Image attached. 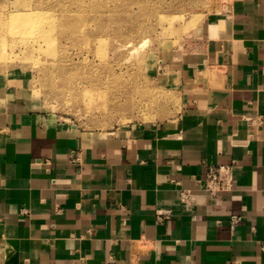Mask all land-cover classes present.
<instances>
[{
    "label": "crops",
    "instance_id": "0c3cea01",
    "mask_svg": "<svg viewBox=\"0 0 264 264\" xmlns=\"http://www.w3.org/2000/svg\"><path fill=\"white\" fill-rule=\"evenodd\" d=\"M219 36L208 65L160 59L176 114L105 133L0 62V264H264V0Z\"/></svg>",
    "mask_w": 264,
    "mask_h": 264
},
{
    "label": "rangeland",
    "instance_id": "374dc122",
    "mask_svg": "<svg viewBox=\"0 0 264 264\" xmlns=\"http://www.w3.org/2000/svg\"><path fill=\"white\" fill-rule=\"evenodd\" d=\"M242 1L11 0L0 9V62L25 77L48 112L84 129L105 133L169 118L181 101L167 88L172 76L160 59L175 50L177 63L208 65L222 40L207 36V25L217 18L221 32Z\"/></svg>",
    "mask_w": 264,
    "mask_h": 264
},
{
    "label": "built area",
    "instance_id": "2783aa9c",
    "mask_svg": "<svg viewBox=\"0 0 264 264\" xmlns=\"http://www.w3.org/2000/svg\"><path fill=\"white\" fill-rule=\"evenodd\" d=\"M229 167L222 166L218 169H211L208 175V178L206 180L207 188L213 192L221 191L222 189H225L230 185V183L225 179L222 178L221 172L228 171ZM232 221H237L236 217H232ZM114 262L113 259L105 261L103 263H97V264H112ZM80 264H92L88 262H81Z\"/></svg>",
    "mask_w": 264,
    "mask_h": 264
},
{
    "label": "bare ground",
    "instance_id": "6f19581e",
    "mask_svg": "<svg viewBox=\"0 0 264 264\" xmlns=\"http://www.w3.org/2000/svg\"><path fill=\"white\" fill-rule=\"evenodd\" d=\"M64 18V17H63ZM55 23V22H54ZM62 23V22H61ZM58 24V23H57ZM63 24V23H62ZM59 25V24H58ZM73 25V24H72ZM74 26V25H73ZM58 27V26H57ZM56 26H55V30H56V28H57ZM67 27V26H66ZM59 28V27H58ZM57 28V29H58ZM72 28H74V27H72ZM72 28L70 29V30H72ZM78 28V27H77ZM66 29V28H65ZM69 29V28H68ZM79 29V28H78ZM96 29V28H95ZM101 29V28H100ZM206 29H208V30H206L207 31V36H209V35H218L219 34V32H220V30H221V22L216 18L214 21H212V22H210L208 25H207V28ZM82 30V29H81ZM91 30V29H90ZM77 31V30H76ZM68 32V31H67ZM73 32V31H72ZM93 32V31H92ZM101 32V31H100ZM62 33V32H61ZM60 33V34H61ZM65 34L64 35H66V32H64ZM77 33V32H76ZM80 33V32H79ZM82 33V32H81ZM87 33V32H86ZM91 32H89V34H90ZM94 33V32H93ZM115 33H117V32H115ZM119 33H121V31L119 32V30H118V34ZM202 33V32H201ZM55 34H56V32H55ZM57 34H59V33H57ZM75 34V33H74ZM78 34V33H77ZM76 34V35H77ZM83 34V33H82ZM88 34V35H89ZM122 34V33H121ZM81 35V34H80ZM127 35V34H126ZM61 36V35H60ZM62 36H63V34H62ZM75 36V35H74ZM84 36V35H83ZM86 36V35H85ZM121 36V35H120ZM64 37V36H63ZM71 37V36H70ZM76 37H78V36H76ZM75 37V38H76ZM88 37V36H87ZM93 37H95V35L93 36ZM125 37V36H124ZM73 38V37H72ZM74 38V39H75ZM96 38V37H95ZM127 38V37H126ZM61 39V38H60ZM120 39V38H119ZM124 39V38H123ZM125 40V39H124ZM131 40V39H130ZM61 41V40H60ZM119 41V40H118ZM120 41H121V39H120ZM127 41H129V38H128V40ZM58 42V41H57ZM123 42V41H122ZM124 42H126V41H124ZM136 42H138V41H136ZM143 42V41H142ZM60 43V42H59ZM131 43V42H130ZM139 43V42H138ZM144 43L145 42H143L141 45H140V47L141 46H143L144 45ZM58 44V43H57ZM64 44V43H63ZM89 44V43H88ZM118 44H120V43H118ZM129 44V43H128ZM128 44H126V45H128ZM59 45V44H58ZM95 45V44H94ZM138 45V46H139ZM68 46V45H67ZM88 46V45H87ZM118 46V45H117ZM122 46H124V45H122ZM81 47H83V46H81ZM126 47V46H125ZM86 48V47H85ZM124 48V47H123ZM131 48V47H130ZM130 48H127V49H130ZM133 48H134V46H133ZM138 47L136 46V48L135 49H137ZM61 49V48H60ZM91 49V48H90ZM114 49V48H113ZM122 49V48H121ZM139 49V48H138ZM59 50V49H58ZM65 50V49H64ZM87 50V49H86ZM116 50H119V49H116ZM134 50V49H133ZM80 51V50H79ZM82 51V50H81ZM132 52V51H131ZM66 53H67V51H66ZM89 53H90V50H89ZM133 53H134V51H133ZM81 54H82V52H81ZM80 54V55H81ZM132 54V53H131ZM79 55V56H80ZM88 56V55H87ZM57 57V56H56ZM85 58V56L83 57V59ZM87 58V57H86ZM88 60V59H87ZM50 61V60H49ZM48 61V62H49ZM71 61V60H70ZM69 61V62H70ZM73 62V61H72ZM82 62V61H81ZM50 63V62H49ZM85 63V62H84ZM82 64V63H81ZM59 67V66H58ZM80 67V66H79ZM95 72V71H94ZM58 73V72H57ZM83 73V72H82ZM91 73V72H90ZM102 73V72H101ZM98 74V73H97ZM120 75V74H119ZM66 76V75H65ZM103 76V75H102ZM121 76V75H120ZM84 78V77H83ZM96 78V77H95ZM117 79L118 78H120V77H116ZM80 79V78H79ZM94 79V78H93ZM84 81V80H83ZM85 82V81H84ZM88 82V81H87ZM92 82V81H91ZM101 83V82H100ZM88 84H91V83H88ZM99 84V83H98ZM102 85V84H101ZM100 85V86H101ZM77 86V85H76ZM92 86V85H91ZM68 90V89H67ZM74 91V90H73ZM76 91V90H75ZM66 92V91H65ZM65 92H63V93H65ZM68 92V91H67ZM70 93H72L71 91H69ZM79 92H81V91H79ZM77 93V92H76ZM78 94V93H77ZM78 98V97H77ZM80 98V97H79ZM110 98V97H109ZM110 102V101H109ZM110 105H111V102L109 103ZM108 104V105H109ZM110 105H109V107H110ZM104 112V111H103ZM106 112V111H105ZM92 113V112H91Z\"/></svg>",
    "mask_w": 264,
    "mask_h": 264
}]
</instances>
